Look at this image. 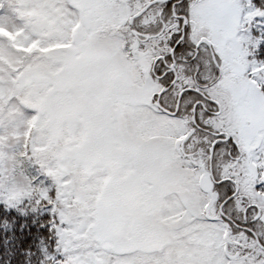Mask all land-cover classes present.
Listing matches in <instances>:
<instances>
[{"label":"snow or ice","instance_id":"obj_1","mask_svg":"<svg viewBox=\"0 0 264 264\" xmlns=\"http://www.w3.org/2000/svg\"><path fill=\"white\" fill-rule=\"evenodd\" d=\"M0 218L15 264H264V0H0Z\"/></svg>","mask_w":264,"mask_h":264},{"label":"trees","instance_id":"obj_2","mask_svg":"<svg viewBox=\"0 0 264 264\" xmlns=\"http://www.w3.org/2000/svg\"><path fill=\"white\" fill-rule=\"evenodd\" d=\"M12 228L11 224L5 223L4 219L0 218V234L8 232ZM17 249L18 244L14 234L7 238V242H0V264H9L10 261L15 264Z\"/></svg>","mask_w":264,"mask_h":264}]
</instances>
